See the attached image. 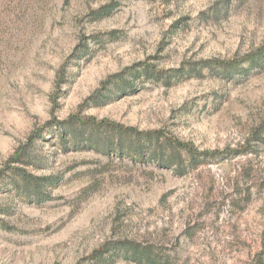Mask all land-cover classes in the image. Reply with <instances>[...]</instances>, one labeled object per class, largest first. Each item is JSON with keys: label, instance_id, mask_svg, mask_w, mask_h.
<instances>
[{"label": "rangeland", "instance_id": "374dc122", "mask_svg": "<svg viewBox=\"0 0 264 264\" xmlns=\"http://www.w3.org/2000/svg\"><path fill=\"white\" fill-rule=\"evenodd\" d=\"M263 43L264 0H0V169L34 130L71 114L222 151L192 157L162 139L142 161L106 154L104 129L80 128L91 143L76 148L60 139L68 127H45L12 165L51 177V198L0 183V216L12 226L0 228V264H89L117 241L166 264H264V67L232 77L191 70ZM142 61L185 72L94 96ZM116 252L98 264H139Z\"/></svg>", "mask_w": 264, "mask_h": 264}, {"label": "trees", "instance_id": "16d2710c", "mask_svg": "<svg viewBox=\"0 0 264 264\" xmlns=\"http://www.w3.org/2000/svg\"><path fill=\"white\" fill-rule=\"evenodd\" d=\"M107 13H109V11ZM85 49L86 44L82 41L74 49V53L80 56L82 53H84ZM245 63H248L247 67H244ZM261 67H264V43L254 50H251L250 52L235 58L202 59L199 62L193 64L191 70L195 73V75H202V71L205 69H220L225 73V75L227 74L232 77L235 75L248 73L256 68ZM63 69L64 67L62 70ZM184 72L185 69L183 68L164 70L158 69L156 65L152 63L145 61L138 62L132 66L124 68L120 72L108 76L101 82V85L95 91L94 96L102 97V95H104L103 91L107 90L109 86L117 83L125 85L126 88H132L135 83L134 80L142 75V77H145V79L153 78L156 81H163L166 85H168L171 79L174 77L173 75ZM52 124H55L59 128L68 127L66 131L60 128L62 130L60 139L64 145L69 143L73 144V146L76 148L91 143V140H85L82 137L79 132L80 128L92 126L94 128H98L100 131L104 129L107 132H110V135L106 139V154H116L122 157L130 156L135 159L138 158L142 161H146L147 157L148 159H153V154H160L157 150L159 149L162 139H164L165 142L184 150L192 157H196L197 155L218 154L222 152L216 150L200 151L197 147L189 142L181 141L169 136L163 129L145 130L118 123L107 118L97 119L93 116L71 114L64 120H49L43 127L34 130L30 134L28 141L23 146L18 148V150L0 169V183L6 179H10L11 181L10 184L12 188L8 190L9 192L24 194L26 198H29V200L34 199L39 203L51 198L49 194H45L46 186L48 184H54L51 177L37 176L34 173L27 171L25 168L13 166L12 162L21 161V158L24 156L27 147L40 138V135L45 127ZM79 125L80 127L78 128ZM147 152L150 153V156H147ZM156 160L158 161L159 165L164 167H169L172 164L168 159H165L163 155L162 157L156 158ZM4 207L3 198H0V213L8 212ZM0 228L10 230L12 229V226H10L5 217L0 216ZM126 243V241H117L112 244H105L102 247L94 250L86 257V259L90 261L89 264H98L99 261L104 260L107 253L110 251H117V254L123 255L128 260L137 262L139 264H166V262H164L162 259L147 252V249L143 246L135 245L131 247Z\"/></svg>", "mask_w": 264, "mask_h": 264}]
</instances>
